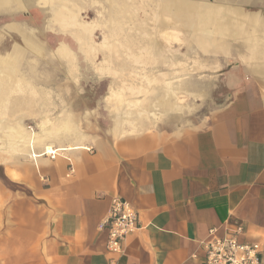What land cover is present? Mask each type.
Wrapping results in <instances>:
<instances>
[{
  "label": "crops",
  "instance_id": "1",
  "mask_svg": "<svg viewBox=\"0 0 264 264\" xmlns=\"http://www.w3.org/2000/svg\"><path fill=\"white\" fill-rule=\"evenodd\" d=\"M34 1L44 12L40 0H20L0 3V16L30 12ZM157 1L163 24L157 32L177 35L186 50L222 52V68L207 74L214 79L201 75L208 89L200 111L178 107L172 78L164 82L172 87L168 100L163 87L152 107L126 102L130 132L119 135L115 110L109 131L118 140L97 139L95 151L79 123L89 124L90 114L78 112L81 93L72 77L66 80L73 82L70 94L49 90L47 68L33 61L32 41L41 30L17 25L27 21L0 30V171L23 167L50 182L41 212L24 201L10 204V217L7 211L0 216V264H107V234L98 226L114 195L140 216V229L124 241V264H202L209 229L223 234L236 225L244 227L243 242L261 245L264 264V0ZM17 34L23 43L15 42ZM175 41L170 49L177 50ZM202 66L215 70L218 61ZM46 96L67 98L71 112L57 102L61 110L53 122ZM49 129H58L59 137L19 150L24 130L43 136ZM49 147L65 150L49 162Z\"/></svg>",
  "mask_w": 264,
  "mask_h": 264
},
{
  "label": "rangeland",
  "instance_id": "2",
  "mask_svg": "<svg viewBox=\"0 0 264 264\" xmlns=\"http://www.w3.org/2000/svg\"><path fill=\"white\" fill-rule=\"evenodd\" d=\"M40 2L44 12L35 6L40 4L34 1L32 3L34 7H30V12L0 16V30L12 21H30L17 25L34 26L41 30L40 35H35L32 41L33 61L37 63L36 67L39 70L41 64L43 72L44 68H47L50 90H67V84L72 85L73 82L79 89L82 105L77 108L80 109L78 112L88 111L90 114L89 124L79 122L89 134L87 144L91 148L90 151L97 149L95 145L97 139L118 140V137L109 131L116 109L109 99L103 98L108 90L109 94L115 90L118 103L129 102L134 109L143 106L148 108L154 106L152 102H158L157 89L163 90V87H166L168 100L171 92L169 93L168 85L164 82L172 78L174 80L171 81V85H176L178 107H192L191 112L194 113L206 105L207 98L203 97V92L208 89V83L200 78L202 74L205 79L215 78L213 74L211 76L207 74L215 73L217 69L222 68L220 59L223 53L204 55L199 51L186 50V45L181 44L177 35L167 40L158 33L157 30L163 24L161 17L157 16V0L117 2L112 0V3L106 0H40ZM15 3L21 5L20 0ZM122 15L125 17H121ZM179 35L183 37L184 32L180 31ZM14 36L15 42H24L18 34ZM173 40H177L173 44L177 50L170 49L172 46L170 42ZM121 41L128 42V47L131 48L127 51L122 50ZM27 45L28 47H25L27 50L32 49L30 44ZM157 46H160L161 50L156 48ZM61 50L66 52L61 53ZM216 61L218 67L215 70L202 66L203 63ZM103 63L109 64L112 71L106 72L108 77L100 79L96 76L99 75L96 64ZM156 73H163V77L151 79L152 74ZM68 77H72L73 82H67ZM210 83L216 86V81L211 80ZM133 89L139 92H131ZM66 93L70 94L69 90ZM48 100L46 108L48 107V114L53 118V122L61 110L57 107V102L60 106L63 105L65 113L71 112L67 98L64 99V103L56 97H49ZM116 114L118 116L119 111L116 110ZM126 118H129L128 115ZM126 121L131 124L127 119ZM51 125L56 128V125ZM22 161L25 163L31 159ZM48 161L54 159L50 157ZM69 168L68 173L71 174V164ZM49 186L50 182L45 175L32 176L23 167H12L8 175L0 171V216L4 217L3 212L7 211L10 217V210L7 209L10 204L24 201L32 204L34 213L41 212L43 203L49 200L47 194Z\"/></svg>",
  "mask_w": 264,
  "mask_h": 264
},
{
  "label": "built area",
  "instance_id": "3",
  "mask_svg": "<svg viewBox=\"0 0 264 264\" xmlns=\"http://www.w3.org/2000/svg\"><path fill=\"white\" fill-rule=\"evenodd\" d=\"M98 227L107 234V264H124V241L141 227L137 209L122 196L114 195L109 213ZM243 234L242 225L229 227L223 234H218L215 227L209 229L208 238L202 241L205 256L202 264H262L261 245L258 242H243Z\"/></svg>",
  "mask_w": 264,
  "mask_h": 264
},
{
  "label": "bare ground",
  "instance_id": "4",
  "mask_svg": "<svg viewBox=\"0 0 264 264\" xmlns=\"http://www.w3.org/2000/svg\"><path fill=\"white\" fill-rule=\"evenodd\" d=\"M16 2L17 0H0V3H3V4H9L10 2ZM137 6V5H136ZM131 14V13H130ZM136 14V13H135ZM121 17H125L124 15H122ZM140 18V17H139ZM142 19V18H141ZM140 19V20H141ZM133 20V19H132ZM139 20V19H138ZM139 22V21H138ZM137 26V25H136ZM138 29H140V28H138ZM141 32V31H140ZM133 33V32H132ZM147 33H148V31H147ZM162 35L165 37V38H167V40L168 39H170V37H169V35L168 34H165L164 32H162ZM147 36V35H146ZM134 37V36H133ZM141 37V36H140ZM141 43V42H140ZM147 43V42H146ZM153 43V42H152ZM120 45H121V49L122 50H125V51H127V50H129L131 47H128V42H125V41H121L120 42ZM153 45V44H152ZM148 47V46H147ZM37 48V47H36ZM161 50V49H160ZM66 51H62L61 50V53H65ZM155 52H156V50H155ZM92 53V52H91ZM135 57V56H134ZM32 65V64H31ZM108 71H112V68H111V66L109 65V64H106V63H103V64H99L98 65V72H99V74H105L106 72H108ZM22 76V75H21ZM163 77V73H156V74H152V76H151V79H154V78H156V77ZM23 77V76H22ZM24 78V77H23ZM168 83H170L169 82V80H168V82H167V84ZM168 88L170 89V90H172V87L168 84ZM50 90V89H49ZM133 90H135V89H133ZM42 94V93H41ZM47 94V93H46ZM55 94V93H54ZM55 96V95H54ZM116 97H118L117 96V94H116V92H115V90H112V93L111 94H109L107 97H106V99L108 100H110L111 101V104L115 107V109L117 110V111H119V115L117 116V118H116V122H117V132L119 133V135L120 134H124V133H127V132H130L128 129H127V126H126V124H127V121H126V119H125V117L130 113L128 110H127V107H129V105L126 103V102H120V103H118V101H117V99L118 98H116ZM43 98V97H42ZM46 99H48L47 98V96L45 97ZM45 99V100H46ZM126 101V100H125ZM36 109V108H35ZM130 115V114H129ZM47 117V116H46ZM45 118V117H44ZM41 119V118H40ZM39 120V119H38ZM41 121V120H40ZM56 121V120H55ZM59 121V120H58ZM57 121V122H58ZM45 122H46V120H45ZM57 122L55 123V124H57ZM65 123V122H64ZM44 125V124H43ZM57 126V125H56ZM22 127V126H21ZM41 127V126H40ZM58 127V126H57ZM59 127H60V125H59ZM59 127H58V129H59ZM62 127V126H61ZM15 129V128H14ZM58 129H49V130H45V132H44V135L43 136H40V135H38V133H37V135L36 134H32V133H34V132H32V133H30V132H27L26 130H24V132H23V136L21 137V136H19L20 138H19V140L21 139V142L20 143H18V145H20L22 148H19V150L21 151V152H25V150H26V146L27 145H30V144H32V145H34V144H41L42 142H45V141H48L47 139H48V136H52V137H54V138H56L57 139V137H59V132H58ZM60 129H62V128H60ZM59 129V130H60ZM30 130V129H29ZM20 131V130H19ZM63 131V130H62ZM61 131V132H62ZM71 131V128H68V127H66L65 129H64V132H70ZM80 131V130H79ZM43 133V132H42ZM41 133V134H42ZM71 133V132H70ZM79 133V132H78ZM78 133H76L77 134V136L79 135ZM80 133H81V131H80ZM63 134V133H62ZM81 135H82V137H83V135L84 134H82L81 133ZM61 136V135H60ZM72 136V135H71ZM76 136V135H75ZM85 136V135H84ZM81 137V136H80ZM53 138V139H54ZM64 137H62V139H63ZM67 138V137H66ZM70 139V138H69ZM79 139V138H78ZM82 139V138H81ZM77 140V139H76ZM75 140V141H76ZM68 141V140H67ZM77 143H79V142H77ZM69 144H70V142H69ZM31 145V146H32ZM48 145V144H47ZM69 146V145H68ZM34 147V146H33ZM37 147V146H36ZM41 147V146H40ZM51 147V146H50ZM48 148V149H46L45 150V153H46V155H49L51 158H55L57 155H59V154H62L63 152H64V150L65 149H62V150H53L52 148ZM70 147V146H69ZM32 148V147H31ZM73 149V148H72ZM25 153H27V152H25ZM34 154V153H33ZM25 155V154H24ZM37 155V154H36ZM23 156V155H22ZM29 156V155H28ZM34 156V155H33Z\"/></svg>",
  "mask_w": 264,
  "mask_h": 264
}]
</instances>
